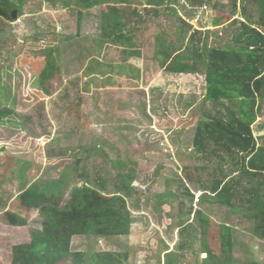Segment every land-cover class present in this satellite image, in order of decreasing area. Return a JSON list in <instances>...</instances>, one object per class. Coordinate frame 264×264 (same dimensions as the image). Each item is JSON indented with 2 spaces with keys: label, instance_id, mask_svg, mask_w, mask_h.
<instances>
[{
  "label": "rangeland",
  "instance_id": "obj_1",
  "mask_svg": "<svg viewBox=\"0 0 264 264\" xmlns=\"http://www.w3.org/2000/svg\"><path fill=\"white\" fill-rule=\"evenodd\" d=\"M15 1L23 2V11L12 22L0 21V107L14 111L0 123V264H16L13 248L30 243L31 231L40 227L39 210L20 208L23 184L48 189L64 207L86 179H104L114 190L128 185L129 176L131 234L75 237L73 251L127 252L128 264H166L169 253L172 264H205L200 235L195 239L178 228L184 220L199 233V211L217 234L222 224L232 234L234 264H264V239L252 231L253 222L229 207L200 202L201 184L185 180L182 167L202 165L193 149L198 122L219 110L206 99L204 75L168 74L154 58L161 40L191 52L230 44L241 30L244 0H204L207 7L180 0L161 8L142 36L140 60L102 38L105 6L83 10L52 0ZM132 3L148 10L144 0ZM246 7L258 21L254 3ZM53 49L60 72L46 93L38 75L43 52ZM252 128L258 146L264 145V125ZM180 179L195 194L193 203L182 195ZM169 193L174 197L160 200ZM7 212L28 224L11 226Z\"/></svg>",
  "mask_w": 264,
  "mask_h": 264
},
{
  "label": "trees",
  "instance_id": "obj_2",
  "mask_svg": "<svg viewBox=\"0 0 264 264\" xmlns=\"http://www.w3.org/2000/svg\"><path fill=\"white\" fill-rule=\"evenodd\" d=\"M52 1L66 7L76 4L83 10L105 6L101 36L116 48H121L131 60H140L143 55L142 36L154 25L160 9L174 8L180 2L144 0L145 9H148L144 12L133 5L132 0ZM249 2L256 6L258 21H254L247 12ZM204 3V0H198L197 5L207 7ZM23 5L22 1L0 0V21H14L15 12L21 13ZM243 7L244 17L239 22L241 30L232 35L230 44L221 43L205 50L200 46L191 52L190 49L174 50L168 41L161 40L154 58L168 74L204 75L206 99L219 109L214 115L208 114L198 122L193 149L202 165L182 167L185 180L201 184L200 202L203 200L229 207L234 214L242 213L244 218L253 222L252 231L256 236L264 239V145L258 146L252 128L262 115L264 104V0H244ZM217 23L215 25L218 26ZM0 36H3L1 26ZM158 39L156 37V41ZM55 51L58 50L43 52L45 65L38 75L46 93H50L48 86L60 72L53 54ZM13 114L12 109L0 107V123ZM86 180L88 182L73 190L64 207L60 206V198L49 194L48 189L38 184L29 187L23 184L18 196L20 208L39 210L40 227L31 231L30 243L13 248L16 264L129 263L127 252L73 251L75 237L129 236L134 222L127 201L133 193L130 176L127 177L128 185L121 184L114 190H108L104 179ZM180 183L184 188L182 195L193 203L195 194L183 184V180L180 179ZM51 191L54 193V190ZM167 196L174 197V194L159 198L162 200ZM192 211L191 208L188 216ZM194 216L200 222L199 233L192 224L185 225L184 220H180L178 228L183 229L182 233L190 230L195 239L200 235L202 253L207 255L204 263L234 264L233 244L228 241L232 234L229 230L223 232L225 224L221 225V233L217 234L218 227L212 229L210 219L204 218L202 212L196 211ZM6 220L14 227L28 224L26 218L13 212L6 213ZM171 255H167L166 264H172Z\"/></svg>",
  "mask_w": 264,
  "mask_h": 264
},
{
  "label": "crops",
  "instance_id": "obj_3",
  "mask_svg": "<svg viewBox=\"0 0 264 264\" xmlns=\"http://www.w3.org/2000/svg\"><path fill=\"white\" fill-rule=\"evenodd\" d=\"M164 71V70H163ZM263 109V108H262ZM262 112H264L263 110H262ZM262 116V117H261ZM256 124L258 125V126H263L264 125V114L263 115H260V117L258 118V120H257V122H256ZM264 143V142H263Z\"/></svg>",
  "mask_w": 264,
  "mask_h": 264
}]
</instances>
